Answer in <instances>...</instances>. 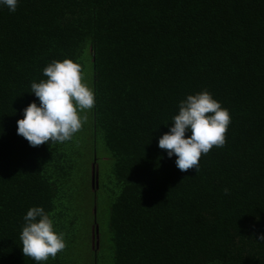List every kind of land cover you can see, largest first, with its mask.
<instances>
[{
    "label": "trees",
    "instance_id": "obj_1",
    "mask_svg": "<svg viewBox=\"0 0 264 264\" xmlns=\"http://www.w3.org/2000/svg\"><path fill=\"white\" fill-rule=\"evenodd\" d=\"M66 58L94 107L71 140L31 147L16 131L30 85ZM202 90L230 113L226 142L182 173L157 142ZM32 206L66 244L43 264H264V0L0 8V264H35L19 241Z\"/></svg>",
    "mask_w": 264,
    "mask_h": 264
},
{
    "label": "clouds",
    "instance_id": "obj_2",
    "mask_svg": "<svg viewBox=\"0 0 264 264\" xmlns=\"http://www.w3.org/2000/svg\"><path fill=\"white\" fill-rule=\"evenodd\" d=\"M18 3L19 0H0V8L15 12ZM42 75L46 79L30 85L29 93L37 100L23 109V117L16 122L17 135L31 147L71 140L86 122L83 113L95 104L94 92L83 82L78 63L67 58L53 60L42 69ZM230 121L229 111L209 91L188 94L179 101L178 112L171 117L169 130L159 137L157 147L168 158L175 156L180 172L195 169L197 173L201 155L214 146H224ZM223 191L227 195L229 189ZM260 239L264 240V235ZM19 241L23 256L35 264H43L50 257L55 259L66 246L64 234L55 229L43 206H32L26 211Z\"/></svg>",
    "mask_w": 264,
    "mask_h": 264
},
{
    "label": "water",
    "instance_id": "obj_3",
    "mask_svg": "<svg viewBox=\"0 0 264 264\" xmlns=\"http://www.w3.org/2000/svg\"><path fill=\"white\" fill-rule=\"evenodd\" d=\"M98 178H99V174H98V170H96V168H93V182H96L97 181V184H98ZM96 234H95V238H97V244H98V239H99V226H97L96 228Z\"/></svg>",
    "mask_w": 264,
    "mask_h": 264
},
{
    "label": "rangeland",
    "instance_id": "obj_4",
    "mask_svg": "<svg viewBox=\"0 0 264 264\" xmlns=\"http://www.w3.org/2000/svg\"><path fill=\"white\" fill-rule=\"evenodd\" d=\"M99 220H100V223L102 224L103 223V219L101 218V217H99ZM102 231L104 230L105 231V229H101Z\"/></svg>",
    "mask_w": 264,
    "mask_h": 264
},
{
    "label": "flooded vegetation",
    "instance_id": "obj_5",
    "mask_svg": "<svg viewBox=\"0 0 264 264\" xmlns=\"http://www.w3.org/2000/svg\"><path fill=\"white\" fill-rule=\"evenodd\" d=\"M93 240H94V238H93Z\"/></svg>",
    "mask_w": 264,
    "mask_h": 264
}]
</instances>
